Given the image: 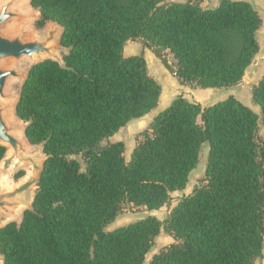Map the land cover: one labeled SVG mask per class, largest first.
Instances as JSON below:
<instances>
[{"label":"trees","instance_id":"16d2710c","mask_svg":"<svg viewBox=\"0 0 264 264\" xmlns=\"http://www.w3.org/2000/svg\"><path fill=\"white\" fill-rule=\"evenodd\" d=\"M31 0L35 24L55 21L64 66L30 67L15 110L46 156L32 209L0 228L3 264H142L163 229L173 241L148 264H255L264 236V147L258 115L233 96L202 106L179 96L150 121L128 159L102 141L157 105L159 84L127 40L151 48L181 84L240 81L261 19L242 0ZM171 54L173 68L166 60ZM264 121V75L253 88ZM207 144L203 177L164 220L106 229L122 204L156 210L183 190ZM5 148L0 145V160ZM21 172L17 177L22 176Z\"/></svg>","mask_w":264,"mask_h":264},{"label":"water","instance_id":"95a60500","mask_svg":"<svg viewBox=\"0 0 264 264\" xmlns=\"http://www.w3.org/2000/svg\"><path fill=\"white\" fill-rule=\"evenodd\" d=\"M30 1L0 0V145L5 148V154L0 161L3 169L28 165V173L15 185H8L4 175L0 173V228L10 222L20 223L23 212L32 209L35 193L33 186L37 185L42 164L46 159L42 144H32L25 136L28 123L16 114L20 89L14 91V85L18 83L21 88L30 67L44 60L55 61L63 67V55L68 52V48L60 44L62 27L57 22L48 21L49 24L43 32H33L29 28V21L40 17ZM242 1L248 2L261 19L255 32L258 50L245 68L240 81L227 87L239 90L246 86L249 89L253 109L249 108L258 115L259 126L263 117L260 106L253 101V88L257 84L255 80L258 77V68L264 64V0L259 3H255V0ZM61 51L64 52L63 55L60 54ZM262 77L259 76L258 81ZM3 261L4 256L0 254V264Z\"/></svg>","mask_w":264,"mask_h":264},{"label":"rangeland","instance_id":"374dc122","mask_svg":"<svg viewBox=\"0 0 264 264\" xmlns=\"http://www.w3.org/2000/svg\"><path fill=\"white\" fill-rule=\"evenodd\" d=\"M218 0H203V4L207 6H212L215 3H217ZM263 0H255V3H259ZM170 2H184V0H165V3L168 4ZM200 2V4H201ZM205 5V6H206ZM30 6V5H29ZM201 6V5H200ZM37 12L38 10L35 9ZM38 19V18H37ZM37 19H33L29 21L28 26L33 32H43L46 27L48 26L49 22H46L44 26L38 27L35 22ZM61 55L64 54L63 51L60 52ZM166 60L168 63H172V57L170 55H166ZM261 73L263 74L264 66L261 67ZM259 77V76H258ZM255 80V83L258 82ZM20 89V84L14 85V91H17ZM247 92L244 91L241 95L242 98L246 97ZM148 126L131 123L129 125H126L118 132V137H121L124 139V141L131 145L133 143H137L138 140L142 139V133L148 129ZM258 138L261 142V146L264 147V121L263 119H260L259 126H258ZM104 141L100 143V145H104ZM130 155V152L128 153L127 150L124 152V156L126 159H128ZM206 157H207V144H203L198 161L196 164V167L191 171L188 183L186 187L183 190H177L171 193V198L168 204L156 209V210H147L144 206H135L131 203H124L122 204L120 211L116 214L114 219L109 223L106 227V229H113L118 226H123L129 223H132L136 220H139L141 218H144L148 215H153L157 217L159 220H164L167 216L169 210L176 204V202L183 197L184 195L191 192L194 185L199 183V180L203 177L204 169H205V163H206ZM23 173L22 176L17 177L20 173ZM0 173L4 175L5 182L8 185H15L18 183L21 178L28 173V165H23L22 167H10L9 169H3L2 162L0 161ZM36 185L33 186V190L35 192ZM34 195V193H33ZM264 239V236H263ZM173 239L163 230L161 229L159 235L154 239V242L152 244V247L150 248L149 252L145 256V260L142 264H148L151 256L158 252L160 248L166 246L167 244L171 243ZM262 252L263 255L255 260V264H264V240L262 243Z\"/></svg>","mask_w":264,"mask_h":264},{"label":"crops","instance_id":"0c3cea01","mask_svg":"<svg viewBox=\"0 0 264 264\" xmlns=\"http://www.w3.org/2000/svg\"><path fill=\"white\" fill-rule=\"evenodd\" d=\"M219 0L212 6H206L201 2V7L203 8H213L218 5ZM142 54L147 68V73L151 76L160 86V95L157 100V105L151 111L146 113L145 115L130 120L126 125L131 123L139 124L147 126L152 118L161 110L166 108L176 97H183L189 101H195L200 103L202 106H207L212 104L220 99L228 95H232L237 98L247 107H251L250 103V94L249 89L246 86H243L239 90H235L229 87H219V88H200V87H190L186 84H181L177 77L173 72L169 71L163 62L155 55L154 51L143 45L140 40H127L122 49V55L124 57H128L131 55H139ZM172 57L171 54H168ZM173 68H175L176 60L172 57V63H169ZM264 64H261L258 68V76L264 75L261 73V67ZM258 83V82H257ZM246 91V97L242 98V93ZM253 109V108H252ZM125 125V126H126ZM123 126V127H125ZM119 128L113 135L109 136L104 140V143L114 142V141H122L125 144V151L131 152L136 143L128 145L124 139L118 137V132L123 128ZM264 240V239H263ZM263 255V252H262ZM261 255V256H262Z\"/></svg>","mask_w":264,"mask_h":264}]
</instances>
